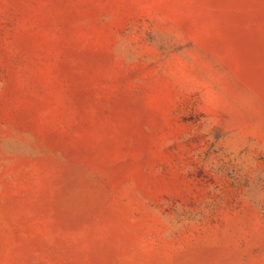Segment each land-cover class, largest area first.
<instances>
[{
    "label": "rangeland",
    "instance_id": "obj_1",
    "mask_svg": "<svg viewBox=\"0 0 264 264\" xmlns=\"http://www.w3.org/2000/svg\"><path fill=\"white\" fill-rule=\"evenodd\" d=\"M0 264H264V0H0Z\"/></svg>",
    "mask_w": 264,
    "mask_h": 264
}]
</instances>
